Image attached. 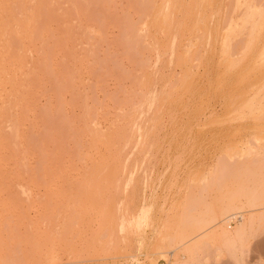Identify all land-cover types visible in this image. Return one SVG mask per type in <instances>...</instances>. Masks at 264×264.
<instances>
[{
    "label": "rangeland",
    "instance_id": "374dc122",
    "mask_svg": "<svg viewBox=\"0 0 264 264\" xmlns=\"http://www.w3.org/2000/svg\"><path fill=\"white\" fill-rule=\"evenodd\" d=\"M23 263L264 264V0H0Z\"/></svg>",
    "mask_w": 264,
    "mask_h": 264
},
{
    "label": "bare ground",
    "instance_id": "6f19581e",
    "mask_svg": "<svg viewBox=\"0 0 264 264\" xmlns=\"http://www.w3.org/2000/svg\"><path fill=\"white\" fill-rule=\"evenodd\" d=\"M231 2H232V1H230V3H231ZM226 5H227V4H226ZM256 6H257V5H256ZM226 7H227V6H226ZM230 7H231V6H230ZM2 8H3V7H2ZM254 10H255V9H254ZM227 16H228V15H227ZM227 16H226V17H227ZM209 17H210V16H209ZM226 20H227V19H226ZM226 20H225V18H224V21H226ZM262 20H263V19H262ZM226 22H227V21H226ZM223 23H224V22H223ZM260 24H261V23H260ZM258 25H259V24H258ZM222 27H223V26H222ZM190 32H191V31H190ZM11 36H12V35H11ZM11 36H10V38H12ZM209 37H210V36H209ZM14 38H15V37H14ZM15 40H16V39H15ZM156 40H157V39H156ZM9 41H10V40H9ZM184 41H185V40H184ZM208 41H209V40H208ZM221 42H222V41H221ZM229 45H230V44H229ZM6 46H7V45H6ZM189 47H190V46H189ZM2 49H3V48H2ZM195 50H196V49H195ZM233 50H234V49H233ZM4 51H5V50H4ZM181 51H182V49H181ZM231 51H232V49H231ZM234 51H235V50H234ZM194 52H195V51H194ZM1 53H2V52H1ZM5 53H6V52H5ZM8 53H9V52H8ZM232 53H234V52L232 51ZM232 53H231V54H232ZM235 53H236V51H235ZM188 54H189V53H188ZM195 54H196V52H195ZM200 54H201V53H200ZM200 54L198 53V55H200ZM196 55H197V54H196ZM233 55H234V54H233ZM227 56H228V54H227ZM11 57H12V56H11ZM197 57H198V56H197ZM200 57H201V56H200ZM237 57H238V56H237ZM8 58H9V57H7V60H8ZM198 58H199V57H198ZM201 58H202V57H201ZM199 59H200V58H199ZM234 59H235V58H234ZM3 60H4V59H3ZM195 60H196V59H195ZM1 61H2V60H1ZM196 61H197V60H196ZM179 62H181V61H179ZM180 64H181V63H180ZM197 68H198V67H197ZM231 98H232V97H231ZM229 99H230V98H229ZM232 99H233V98H232ZM145 102H146V101H145ZM232 106H233V105H232ZM17 125H18V124H17ZM18 126H19V125H18ZM18 126H17V127H18ZM14 127H15V126H14ZM14 130H15V129H14ZM17 132H18V129H17ZM15 133H16V132H15ZM16 135H17V133H16ZM17 138H18V136H17ZM11 139H12V138H11ZM13 143H14V142H13ZM250 196H253V195H250ZM255 196H256V195H254V197H255ZM246 199H249V197L246 198ZM250 199H251V198H250ZM253 199H254V198H252L251 201H252ZM255 199L258 200V197H257V198L255 197ZM219 201H221V200H219ZM253 201H255V200H253ZM222 202H223V201H222ZM249 203H251V202H249ZM252 203H253V202H252ZM252 203H251V205H253ZM254 203H255V202H254ZM232 206H233V205H231V207H232ZM248 206H249V205H248ZM223 208H224V207H223ZM226 208H229V207H226ZM232 208H233V207H232ZM238 208H239V207H238ZM233 209H234V208H233ZM86 210H87V209H86ZM228 210H229V209H228ZM235 210H236V209H235ZM87 211H88V210H87ZM207 211H208V210H207ZM209 211H210V209H209ZM225 212L227 213V211H225ZM86 213H88V212H86ZM207 213H208V212H207ZM213 213H214V212H213ZM79 214H80V213H79ZM200 214H201V213H200ZM204 215H205V214H204ZM234 215H235V214H234ZM214 216H215V215H214ZM122 217H123V216H122ZM224 217H225V216H224ZM122 219H123V218H122ZM137 219H138V217H137ZM145 219H146V217H145ZM199 220H203V219L201 218V219H199ZM199 220H198V221H199ZM2 221H3V220H2ZM122 221H123V220H122ZM198 221L196 220V222H198ZM211 221H212V220L210 219V222H211ZM194 222H195V220H194ZM199 222H200V223H199ZM199 222H198V223H195L194 225H197V224L199 225V224H201L202 221H199ZM204 222H205V221H204ZM206 222H207V220H206ZM120 223H121V222H120ZM122 223H124V222H122ZM191 225H192V224H191ZM198 225H197V228H198ZM118 227H121V225L118 226ZM121 228H122V227H121ZM118 229H119V228H118ZM238 229H239V228H238ZM4 230H5V229H4ZM6 230H8V228H7ZM243 230H244V229H243ZM71 231H72V230H71ZM120 232H121V229H120ZM71 234H72V232H71ZM3 239H4V238H3ZM171 242H172V241H171ZM111 244H112V243H111ZM169 244H170V243H169ZM56 251H57V250H56ZM23 264H24V263H23Z\"/></svg>",
    "mask_w": 264,
    "mask_h": 264
},
{
    "label": "built area",
    "instance_id": "2783aa9c",
    "mask_svg": "<svg viewBox=\"0 0 264 264\" xmlns=\"http://www.w3.org/2000/svg\"><path fill=\"white\" fill-rule=\"evenodd\" d=\"M237 220H239V217H235V218H233V219L231 220V222H230V225H232V223H234V222L237 221Z\"/></svg>",
    "mask_w": 264,
    "mask_h": 264
}]
</instances>
